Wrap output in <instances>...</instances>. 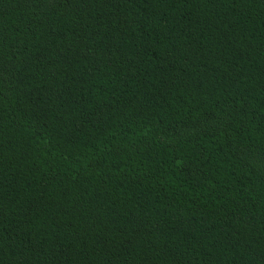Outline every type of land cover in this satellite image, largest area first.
Here are the masks:
<instances>
[{
	"label": "trees",
	"instance_id": "1",
	"mask_svg": "<svg viewBox=\"0 0 264 264\" xmlns=\"http://www.w3.org/2000/svg\"><path fill=\"white\" fill-rule=\"evenodd\" d=\"M0 264H264V0H0Z\"/></svg>",
	"mask_w": 264,
	"mask_h": 264
}]
</instances>
